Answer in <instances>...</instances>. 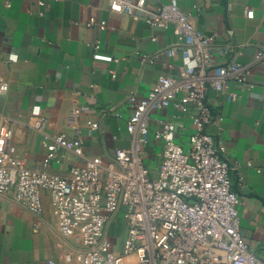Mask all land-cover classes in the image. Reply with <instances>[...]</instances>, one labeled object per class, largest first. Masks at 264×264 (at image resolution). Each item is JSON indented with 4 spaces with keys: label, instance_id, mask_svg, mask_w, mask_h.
Instances as JSON below:
<instances>
[{
    "label": "crops",
    "instance_id": "crops-1",
    "mask_svg": "<svg viewBox=\"0 0 264 264\" xmlns=\"http://www.w3.org/2000/svg\"><path fill=\"white\" fill-rule=\"evenodd\" d=\"M113 1L0 0V81L8 83L0 113L12 130L14 154L27 166L42 165L47 152L43 134L79 136L89 156L109 157L116 147L128 148L130 96H147L160 75H176L183 67L181 49L166 52L176 42L172 27H154L114 11ZM166 1L146 0L145 6ZM178 3L194 24L213 36L216 63L239 61L252 67V88L228 81L222 91L209 89L207 101L217 118L207 129L225 143L240 196L243 239L264 259V61L254 60L257 46L264 45V0ZM92 16L96 24L88 27ZM100 21L106 22L105 28L99 27ZM143 53L154 61H142ZM104 107L120 116L103 113ZM157 118L172 123L176 142L187 143L193 130L187 114L167 102L152 112L149 135L159 126ZM91 122L98 127L92 128ZM145 152L149 159L156 157L153 144ZM78 162L71 151L60 149L58 160H49L44 168L66 175ZM41 198L37 217L10 192L0 193V264H67L64 254L79 247L76 237L60 233L49 191L42 189Z\"/></svg>",
    "mask_w": 264,
    "mask_h": 264
},
{
    "label": "built area",
    "instance_id": "built-area-1",
    "mask_svg": "<svg viewBox=\"0 0 264 264\" xmlns=\"http://www.w3.org/2000/svg\"><path fill=\"white\" fill-rule=\"evenodd\" d=\"M178 1L152 8L145 6L146 0L111 3L112 10L151 26L172 27L176 42L166 52L178 48L183 53L179 73L160 75L147 96H130L128 148L116 147L109 157L89 156L79 136L43 134L46 156L42 165L29 167L14 154L12 130L0 113V193L10 192L18 205L39 217L41 190L49 191L60 233L79 240L76 250L64 254L67 264H264L243 239L240 196L225 143L207 129L217 118L207 101L209 89L222 91L228 81L252 88V67L239 61L216 63L213 36L194 24ZM246 15L252 17L253 11L247 9ZM94 24L95 18L89 17L86 26ZM98 25L105 28L106 22ZM98 47L99 42L94 44ZM254 60L264 61V45L257 46ZM142 61L154 57L143 53ZM7 89L8 83L0 81V102ZM167 102L189 116L193 130L184 148L175 141L172 123L157 118L153 137L161 149L152 168L144 161L149 121ZM101 110L120 116L111 107ZM91 127L98 123L91 122ZM60 149L79 160L66 175L44 168L49 160H58ZM119 211L120 236L108 232Z\"/></svg>",
    "mask_w": 264,
    "mask_h": 264
},
{
    "label": "rangeland",
    "instance_id": "rangeland-1",
    "mask_svg": "<svg viewBox=\"0 0 264 264\" xmlns=\"http://www.w3.org/2000/svg\"><path fill=\"white\" fill-rule=\"evenodd\" d=\"M153 139H154L153 135H149L147 138V141L150 145L153 144V152L154 154H156L160 151L161 147L160 145H155L153 142ZM187 144H188V141L186 144H182V146L186 148ZM144 161L152 168H156L158 165V158L156 157L152 159H149L148 157H144ZM112 231L118 236L122 234L123 232V212L122 211H119L115 219L110 224L108 232H112Z\"/></svg>",
    "mask_w": 264,
    "mask_h": 264
}]
</instances>
